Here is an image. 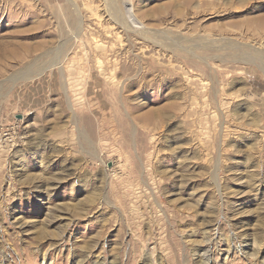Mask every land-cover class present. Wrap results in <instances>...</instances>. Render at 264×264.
Here are the masks:
<instances>
[{
    "label": "rangeland",
    "instance_id": "obj_1",
    "mask_svg": "<svg viewBox=\"0 0 264 264\" xmlns=\"http://www.w3.org/2000/svg\"><path fill=\"white\" fill-rule=\"evenodd\" d=\"M0 264H264V0H0Z\"/></svg>",
    "mask_w": 264,
    "mask_h": 264
},
{
    "label": "bare ground",
    "instance_id": "obj_2",
    "mask_svg": "<svg viewBox=\"0 0 264 264\" xmlns=\"http://www.w3.org/2000/svg\"><path fill=\"white\" fill-rule=\"evenodd\" d=\"M86 138V137H85ZM92 145V144H91ZM93 146V145H92ZM88 147V146H87ZM91 148H93V147H91ZM93 150V149H92ZM97 151V150H96ZM94 152V151H93ZM91 153V152H90Z\"/></svg>",
    "mask_w": 264,
    "mask_h": 264
},
{
    "label": "water",
    "instance_id": "obj_3",
    "mask_svg": "<svg viewBox=\"0 0 264 264\" xmlns=\"http://www.w3.org/2000/svg\"><path fill=\"white\" fill-rule=\"evenodd\" d=\"M18 118L20 119V118H21V116H18Z\"/></svg>",
    "mask_w": 264,
    "mask_h": 264
}]
</instances>
